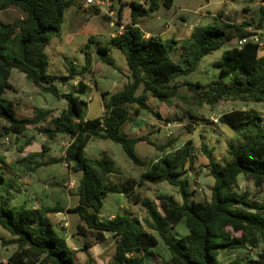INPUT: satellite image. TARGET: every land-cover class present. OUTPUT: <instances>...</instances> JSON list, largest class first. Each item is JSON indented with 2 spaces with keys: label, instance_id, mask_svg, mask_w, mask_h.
<instances>
[{
  "label": "trees",
  "instance_id": "obj_1",
  "mask_svg": "<svg viewBox=\"0 0 264 264\" xmlns=\"http://www.w3.org/2000/svg\"><path fill=\"white\" fill-rule=\"evenodd\" d=\"M77 1L0 0V10L15 7L21 12L11 22L0 21V118L7 122L4 131L22 134L27 126L49 118V126L41 127L40 131L49 137L66 133L70 142L61 156L37 165L64 162L69 166L72 163L73 171L81 173L75 192L78 197L76 205L66 209L56 205L11 208V185L5 182L11 169L5 156L0 154V226L10 234V237L0 236V245H15L5 264H91L89 258L84 263L76 260V251L70 250L65 239L55 230L47 214L57 211L78 215L81 223L76 224L75 234L84 238L81 250L92 244L88 237L100 242L104 239V232H112L114 248L106 256L105 264H146L140 253H151V248L158 244V238L150 229L158 233L170 253V260L162 264H222L218 258L221 252L257 249L261 245L254 257L235 258L228 264H264V204L250 200L247 192L236 191L240 174L254 187L264 186V117L258 111L232 109L219 116V122L238 136L236 142L228 144L230 158L225 163L216 162L212 148L201 143V152L208 159L209 175L214 178L210 198L205 201L190 199L188 178L177 177L186 164L193 168L195 154L191 140L173 154L149 163L134 151L135 143L150 142L148 137H128L120 133L125 123L132 122L139 115L140 109L160 116L147 104L149 95L158 99L177 97L180 86L192 91L191 97L197 106L213 105L227 98L264 103V54H259V41L250 38L255 33L248 29L249 24L215 17L209 23L197 25L187 41L180 45L178 59H174L169 41L158 36H145L136 25L138 17L156 10L160 2L170 6L173 0H144L143 4L130 2V21L110 38V44L125 57L129 79L119 90L102 97L103 114L100 117L84 119L81 116L84 102L78 93L84 92L86 86L80 80L79 88L67 92L52 83H42L48 64L45 49L51 38L59 34L64 11L74 5L79 7ZM260 1L264 4V0ZM260 9L256 28H261L264 20V7ZM94 11L99 12L95 6ZM239 39L245 41L225 49L221 59L214 62L222 71L231 73L229 81L212 82L207 88H202L199 82H178L179 76L195 70L202 57L211 50L228 41L236 40L237 43ZM98 51L101 61L114 66L105 47L99 46ZM84 52V66L77 71L72 63L69 64L66 77L73 78L89 70L91 56L87 50ZM13 68L22 71L39 90L65 97L67 107L56 116L46 108H33L28 117L18 116V102L2 96L6 89L13 88L9 82ZM132 104L136 107L130 109ZM186 112L196 119L192 108H187ZM96 138H109L119 143L136 165L149 166L143 177L162 178L177 187L181 203L158 194L159 210L149 197L134 194L141 181L128 176L114 183L111 180L112 157L102 153L99 158H90L83 152L87 143ZM110 192L124 193L133 202L140 203L146 213L143 221L149 230L128 215L101 218L102 200ZM177 220L185 224L188 233L175 238L169 230L171 222Z\"/></svg>",
  "mask_w": 264,
  "mask_h": 264
},
{
  "label": "rangeland",
  "instance_id": "obj_2",
  "mask_svg": "<svg viewBox=\"0 0 264 264\" xmlns=\"http://www.w3.org/2000/svg\"><path fill=\"white\" fill-rule=\"evenodd\" d=\"M113 4L115 14L120 7L118 0H105ZM264 4L260 0H173L170 6H165L163 2L159 3L156 10L148 15L138 18L140 30L146 34L158 36L164 41L172 44V54L174 59H178L180 45L187 41L190 32L197 25H204L211 22L215 17L224 21H230L240 24L246 22L248 29L255 34L260 44L259 54H264V20L262 27L256 28L261 16V9ZM65 24L58 35L51 38L50 42H57L58 48L52 49V45L47 48L48 64L46 76L42 79L43 84H54L62 92L75 91L72 80L84 79L88 85L86 91L78 93L83 100L81 107V116L86 118L100 117L103 114L102 97L106 98L110 93L119 90L128 78L121 72L126 67V61L123 53L110 44V32L120 31L116 24L119 18L114 21L115 25H110L107 19L101 16H92L90 19L94 31L88 48L93 57L97 60L98 67L95 68L91 77L89 71L83 74H77L73 78L69 75V64H73L78 71L85 64V52L81 48L80 41L83 36L75 34L74 44L69 46L65 36ZM21 12L15 7H9L0 10V21L11 22L19 17ZM81 17H87L84 12H80ZM121 21L128 23L130 21V10L124 7L121 11ZM117 25V26H116ZM118 27V29H117ZM69 31V30H68ZM93 31L91 33H93ZM76 45L75 47H73ZM98 45L107 49V54L113 59L114 66L100 60ZM237 45L236 40L226 42L217 49L211 50L199 61L197 67L192 72L178 77V82L189 80L199 82L202 88H207L212 82H226L231 78V73L222 71L214 65V62L221 59L223 52L228 47ZM88 51V50H87ZM88 51V52H89ZM96 87H94L93 80ZM81 78V79H80ZM9 81L13 84L12 89H6L3 97L18 102L17 115L28 117L32 115L33 108L51 109V115L56 116L67 107V99L61 95H54L50 92H43L38 89L35 83L29 79L22 71L13 68L9 76ZM76 85V86H77ZM140 89L137 90V93ZM104 94V95H103ZM192 91L185 86H180L178 96L173 98L158 99L148 96L147 104L160 113L156 116L154 113L140 109L139 115L132 121L125 123L120 130L121 134L131 136L146 135L150 142L139 141L134 145V151L137 156L146 162H156L164 155H171L180 150L187 140H191L194 146V164L193 168L185 165L184 169L179 170V179L188 178L190 199L194 201H205L210 198V188L213 185L214 178L208 172V159L201 152V143L207 144L208 148L213 150V158L219 164L225 163L229 158L228 144L238 140L237 134L226 125L219 122V116L232 109L256 110L264 117V103L253 101H241L237 99H223L213 105L203 104L197 106L193 102ZM91 96L90 99L88 97ZM136 105L129 106L130 109ZM187 108H192V113L196 119H192L186 112ZM7 122L0 118V154L13 162L10 165V172L6 176L5 182L11 185L10 191L12 199L11 208H17L21 205L32 207L35 196L28 180L21 181L20 176H36L37 189L39 196L37 202L40 206H74L78 203V197L75 194L80 172H75L71 166L64 162H57L38 166L36 162H44L51 157L61 156L64 149L70 141V137L64 133H57L54 137H49L40 131L41 127L49 126V118L37 124L29 125L22 134L13 132L6 133L4 127ZM169 144V145H168ZM84 154L90 158H99L102 153H106L114 160L113 175L111 180L119 183V179L124 177H134L141 181L136 187L134 194L152 199L160 210L157 200L158 194H163L180 204L181 195L177 187L169 184L162 178L143 177V173L149 169L147 165H136L125 153L121 145L109 138L91 139L83 150ZM21 176V177H22ZM237 193L247 192L250 200L264 204V186L256 188L250 180L243 175L238 177ZM74 181L75 189H69L70 182ZM27 184V185H26ZM70 190H73V193ZM35 199V198H34ZM101 218H108L110 214H124L140 221L144 224L146 215L143 206L140 203L133 202L124 193H108L102 200L99 210ZM71 222L70 228L75 233L76 227L73 225L78 221V215L74 213L66 214ZM50 221L53 219L48 215ZM169 234L173 237H181L188 233V228L180 221H172ZM71 229V230H72ZM57 233L64 239L66 233L55 228ZM149 230V229H148ZM150 231L158 238V244L151 248V253H140L144 257L146 264H162L170 260V253L156 231ZM0 236L10 237V234L0 226ZM78 240L84 242L82 236H76ZM90 243H95L88 237ZM69 247V246H68ZM262 248L257 249H234L221 252L218 256L222 264H228L235 258L254 257ZM15 249V245H0V264H5L8 256ZM70 250H73L69 247ZM99 264H102V260Z\"/></svg>",
  "mask_w": 264,
  "mask_h": 264
},
{
  "label": "crops",
  "instance_id": "obj_3",
  "mask_svg": "<svg viewBox=\"0 0 264 264\" xmlns=\"http://www.w3.org/2000/svg\"><path fill=\"white\" fill-rule=\"evenodd\" d=\"M118 1L120 3V7L117 10V14H115V11L113 9L114 8L113 4L110 3V1H109V3L104 1L103 7L102 8H98L99 12H97V13L94 11V6L93 5L84 4V0H78L77 1L79 3V5H80L79 7L74 5V6H71V7L67 8L66 10L68 11V13H67V16H66L67 17L66 18L67 19L66 20V26L64 27V29L66 31L65 39H66L68 45L72 46V44H74V36H75V34H79V35L83 36V41H80V44L82 45L81 48H83L84 51L85 50L89 51V48H88L89 38L91 39V37L94 34V31L88 28V26L92 27V24H91V21H90L92 16H94V15L95 16H101L103 19H107L109 21L110 25H115L114 21L118 17L119 21H117L116 24L118 25V27H120V26H123L125 24V23H123L121 21V11L123 10V8L124 7H128L129 10H131L130 2H132V1L138 2V3H142V4L144 2V0H118ZM66 10L64 11V16H63V21H62V24H61V27H60V31L62 30L63 25L65 24V13H66ZM80 12H84L87 15V17L86 18L85 17H81ZM136 25L139 27L138 19H137V24ZM118 27H117V29H118ZM92 31H93V33H91ZM119 32H120L119 29L118 30H113V31L110 32V36L113 37V36L116 35V33H119ZM144 35L145 36H149L148 33H146ZM50 45H52V49L58 48V43L57 42H53V43L49 42L47 47H49ZM75 46L76 45H74L73 47H75ZM99 46L100 45H98L97 47H99ZM45 51L47 52V48L45 49ZM89 53H90V51H89ZM90 56H91L92 63H91V66L89 68V70H90L89 74L92 77L93 73L95 71V68L98 67V63L99 62L97 60L93 59L91 53H90ZM11 72H12V69H11L10 73ZM121 72L123 73V75H125L129 79V71L127 69V66L124 67V69ZM9 76H10V74H9ZM66 76L67 75H64L63 77L66 78ZM91 77L89 78V80H93ZM76 81L77 80H72V85H75V86H73L74 88H79L80 84L78 83V85H77ZM80 81L87 88L88 83L84 79H81ZM93 84H94V87H96V85L94 83V80H93ZM12 86H13V84H12ZM86 88H85V91H86ZM64 134H66V133H64ZM6 160H7L9 165L13 164V162L8 160L7 158H6ZM45 161H47V160H45ZM38 163L39 162H36L35 165L38 164ZM43 165H47V164H42V166ZM71 165H72V163H70V166ZM38 166H41V165H38ZM21 176H20V178H21L20 182H23L24 180H26V181L28 180L27 184L30 185V187L33 189V193L35 194V196H31V199L34 200L33 203H32V207H41L39 205V203L37 202V199H38V196L40 195L39 194L40 192L37 189L38 185L36 184V179H35L36 176L29 175V174L27 176H24V177L23 176L21 177ZM69 185H70V187L67 188V190L73 189V188L75 189L74 181H71ZM70 191L71 192H68V193H73L72 192L73 190H70ZM68 207H71V206L62 207V208L66 209ZM66 214L67 213L64 212V211H57V212L48 213L47 215H51L53 217L51 222H52V224H53V226L55 228L58 227L60 231L66 233V236H67L65 238L66 244L71 249L76 251V254H75L76 260H78L81 263H84L86 261V259L89 258L91 260V264H99V262H100L99 260L100 259L98 257H100L101 260H102V264H105L106 256L114 248V237L112 236V232H104V239L102 241L92 243L86 250H81V248L83 247V242L78 240V238L76 236H79V235H76L73 232V229L70 228L71 226H69V225H71V222L68 220V217H67ZM68 214H70V213H68ZM99 216L101 217L100 214H99ZM113 216H114V214H110L108 216V218H111ZM77 223H81L79 217H78V221L73 225V228L76 227Z\"/></svg>",
  "mask_w": 264,
  "mask_h": 264
},
{
  "label": "built area",
  "instance_id": "obj_4",
  "mask_svg": "<svg viewBox=\"0 0 264 264\" xmlns=\"http://www.w3.org/2000/svg\"><path fill=\"white\" fill-rule=\"evenodd\" d=\"M104 1L105 0H84V4L93 5V6L97 7V8H102L103 5H104ZM122 28H123V26H120V31L122 30ZM250 38H253V36L250 37ZM244 41H245V39L237 40V45H241ZM90 98H91V96L88 97V99H90ZM69 142L70 141H68L67 145L69 144Z\"/></svg>",
  "mask_w": 264,
  "mask_h": 264
}]
</instances>
